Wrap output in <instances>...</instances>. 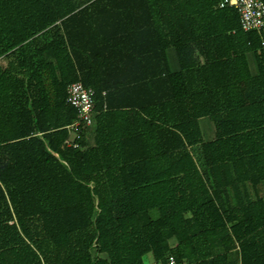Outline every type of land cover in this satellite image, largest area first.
<instances>
[{"label": "trees", "instance_id": "16d2710c", "mask_svg": "<svg viewBox=\"0 0 264 264\" xmlns=\"http://www.w3.org/2000/svg\"><path fill=\"white\" fill-rule=\"evenodd\" d=\"M220 1L0 0V264H264V34Z\"/></svg>", "mask_w": 264, "mask_h": 264}, {"label": "built area", "instance_id": "2783aa9c", "mask_svg": "<svg viewBox=\"0 0 264 264\" xmlns=\"http://www.w3.org/2000/svg\"><path fill=\"white\" fill-rule=\"evenodd\" d=\"M220 7L229 6L234 8L239 14V25L243 31H255L260 36L264 34V0H221ZM264 45V41H261ZM95 91L92 87L85 86L80 81H75L67 86V102L73 106L77 112L76 119L66 126L71 131H78L89 126L95 112ZM79 137L76 132V138ZM64 144L71 147H78L75 140L66 139ZM146 264H178L172 255L164 260H150Z\"/></svg>", "mask_w": 264, "mask_h": 264}, {"label": "rangeland", "instance_id": "374dc122", "mask_svg": "<svg viewBox=\"0 0 264 264\" xmlns=\"http://www.w3.org/2000/svg\"><path fill=\"white\" fill-rule=\"evenodd\" d=\"M250 67L252 70H254V64L253 62L250 60ZM200 126L202 129V135L204 139H211L213 137V126L212 124L206 119V118H202L200 120ZM150 260V256H145V261L146 263Z\"/></svg>", "mask_w": 264, "mask_h": 264}]
</instances>
